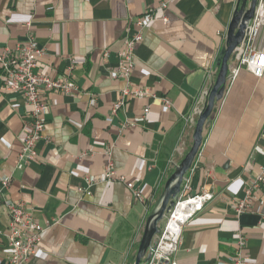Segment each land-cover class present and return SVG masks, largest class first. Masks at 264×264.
Masks as SVG:
<instances>
[{
	"label": "crops",
	"instance_id": "obj_1",
	"mask_svg": "<svg viewBox=\"0 0 264 264\" xmlns=\"http://www.w3.org/2000/svg\"><path fill=\"white\" fill-rule=\"evenodd\" d=\"M163 2L168 23L154 21L134 51L131 87L148 93L128 99L108 121L128 85L115 69L125 37L134 32L136 17ZM237 2L0 0V52L33 38L44 49L38 71L80 88L47 91L46 138L23 169L17 157L31 107L16 91L0 89V181L9 179L0 198V264H9V205L16 202L43 229L26 264H130L169 161H180L193 142L187 118L216 71ZM235 79L216 102L188 173L192 193L206 190L215 197L187 223L177 264L230 261L240 232L247 264H264V187L252 197L259 211L239 214L234 208L264 162V75L242 68ZM164 98L171 102L167 112ZM110 163L125 179L101 180ZM87 176L94 185L85 196L79 188Z\"/></svg>",
	"mask_w": 264,
	"mask_h": 264
},
{
	"label": "built area",
	"instance_id": "obj_2",
	"mask_svg": "<svg viewBox=\"0 0 264 264\" xmlns=\"http://www.w3.org/2000/svg\"><path fill=\"white\" fill-rule=\"evenodd\" d=\"M166 6L167 3L163 2L156 9L150 10L133 20L135 30L125 37L124 50L120 53V61L115 68L117 75L125 79L128 85L122 90V98L113 104L112 113L107 118L108 121L113 119V114H116L128 99L141 98L148 93L147 89H133L131 87V77L134 70V51L143 40L144 30L151 26L154 21L161 20L163 23H168L169 18L162 14ZM256 6L254 18L246 29L245 38L235 49L236 51L231 59L232 62H229L230 67L227 75L229 83L236 80L235 78L242 68L247 69L257 78H261L264 75V37L262 35L264 32V0H258ZM43 53L44 49L33 38H30L25 44L18 43L14 47H6L0 52V89L10 92L16 91L31 107L30 130L23 140V147L17 157V168L19 169H23L37 159V142L46 138L44 131L47 123V112L50 107L46 99L47 91L53 92L56 90L64 94L80 91L78 85L66 78H53L49 74L38 71V62ZM215 72L209 75V83L202 93L201 102L194 108V113L187 118V124H192L195 117L202 110L207 92L213 84ZM170 107V100L164 98L162 110L167 112ZM148 110V107L144 108L146 113L149 112ZM175 163V156H172L167 166L168 170ZM105 170L101 177L103 181H113L116 178L125 179L123 175H117L112 163L107 165ZM188 173L183 179L184 182L179 198L166 215L163 227L154 239L152 256L144 264H177L176 252L183 241L182 236L187 223L196 215L202 213L206 204L215 197L212 192L206 190L192 193L190 191ZM253 179L245 187V196L235 202L234 208L239 214L248 210L259 211L260 209L257 204L252 202V197L264 187V162L260 164ZM93 183L92 178L87 176L79 190L85 196L90 195ZM8 184L9 179H1L0 198ZM133 193L137 199L141 201L144 199L138 189H133ZM9 216L11 221L7 237L10 251L7 259L9 264H26L39 249L38 243L43 229L32 215L28 214L22 202L9 205ZM245 246L246 237L240 232L237 235L236 255L230 261H219L218 264H247ZM106 264L117 263L110 262Z\"/></svg>",
	"mask_w": 264,
	"mask_h": 264
},
{
	"label": "water",
	"instance_id": "obj_3",
	"mask_svg": "<svg viewBox=\"0 0 264 264\" xmlns=\"http://www.w3.org/2000/svg\"><path fill=\"white\" fill-rule=\"evenodd\" d=\"M258 0H238L235 12L232 16L231 23L227 31V40L225 47L216 61V72L213 77V84L207 92L206 100L200 113L192 122L194 132L192 135L193 142L187 150V154L172 166L168 171V177L161 194L157 201L149 208L145 228L143 230L140 242L135 250V256L130 264L147 263L152 256V248L154 239L160 232V222L173 208L182 189L183 179L192 168L196 157L199 155L201 147L204 143L203 131L214 112V106L225 96V90L228 84L229 62L235 49L241 44L245 38L246 29L252 23L254 18L256 4Z\"/></svg>",
	"mask_w": 264,
	"mask_h": 264
},
{
	"label": "rangeland",
	"instance_id": "obj_4",
	"mask_svg": "<svg viewBox=\"0 0 264 264\" xmlns=\"http://www.w3.org/2000/svg\"><path fill=\"white\" fill-rule=\"evenodd\" d=\"M164 221H165V219L160 222V229L163 227Z\"/></svg>",
	"mask_w": 264,
	"mask_h": 264
},
{
	"label": "trees",
	"instance_id": "obj_5",
	"mask_svg": "<svg viewBox=\"0 0 264 264\" xmlns=\"http://www.w3.org/2000/svg\"><path fill=\"white\" fill-rule=\"evenodd\" d=\"M143 264H144V262H143Z\"/></svg>",
	"mask_w": 264,
	"mask_h": 264
}]
</instances>
